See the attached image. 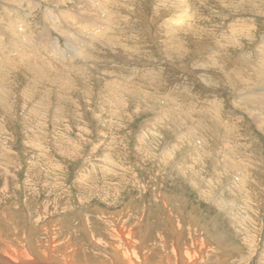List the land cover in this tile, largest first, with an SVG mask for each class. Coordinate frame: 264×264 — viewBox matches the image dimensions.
<instances>
[{"label": "rangeland", "instance_id": "obj_1", "mask_svg": "<svg viewBox=\"0 0 264 264\" xmlns=\"http://www.w3.org/2000/svg\"><path fill=\"white\" fill-rule=\"evenodd\" d=\"M3 1L13 2L0 0V12ZM30 1L32 12L17 0L14 13L25 20L26 36H36L28 54L40 56L32 62L45 74L1 61L0 78L8 84L0 81V257L14 250L39 262L50 257V264H111L106 254L114 253L112 246L123 249L112 234L119 224L135 228L134 250L150 260L143 264H171L166 256L176 235L183 252L201 246L195 264H264V130L244 110L245 82L236 87L232 75L237 70L246 81L255 79L253 90L264 85V75L254 74L264 72L263 0H187V13L175 11L178 1L126 0L115 11L118 5L104 0L122 19L110 33L123 44L108 52L80 36L77 21L60 20L79 13L76 7L57 10L58 0ZM188 11L192 33L164 32L163 25ZM125 18L135 31L129 33ZM70 26L75 32L66 38L61 32ZM167 37L185 42L183 55L163 53ZM128 46L138 56L128 57ZM211 49V63L199 65L209 62ZM123 74L129 78L120 80ZM117 82L128 85L124 93L113 92Z\"/></svg>", "mask_w": 264, "mask_h": 264}, {"label": "bare ground", "instance_id": "obj_2", "mask_svg": "<svg viewBox=\"0 0 264 264\" xmlns=\"http://www.w3.org/2000/svg\"><path fill=\"white\" fill-rule=\"evenodd\" d=\"M13 2L12 3H10V2H8V3H6V1H5V3H4V1H3V3H1V7H4L2 10H1V12H0V15L2 14V17L0 16V24H2V25H0V68L4 65L3 63L1 64V61H3L4 60V62H8V61H11L12 63H13V66L15 67V69L16 70H19V71H22L23 73H24V70H26V71H28L29 73H31V75L33 74V72L30 70V68L31 67H35V68H38L37 66H35V64H33V62H32V60L36 63L37 62V60H38V62H39V60H40V56H38V55H34V57H32V54H28V52H29V50H28V48L29 49H31L32 47H35V45H37V42L35 43V41L37 40L36 39V36H34V35H31L30 34V36H29V34L26 36V31L27 30H25V29H28V28H26V26H27V24H25L26 22H25V20L24 19H21L20 17H19V15H17L16 16V14L14 13V11H15V9H17V7H19L20 5L19 4H17L18 2H17V0H12ZM21 2H20V4H22V3H24V5H25V7H28V10L29 11H33V10H31V8L32 9H35L34 7H35V4L34 3H32L30 0H20ZM109 1H111V0H109ZM117 5H118V8H115V11L116 10H119V8H121V6H123V4H124V2L125 3H127V1L126 0H122V2L120 3L119 2V0H113ZM112 1V2H113ZM124 1V2H123ZM158 1V0H157ZM156 1V2H157ZM160 1V0H159ZM158 1V2H159ZM163 1V0H162ZM168 2H169V4H170V0H167ZM171 1H174V2H179V4H182L181 6L182 7H178V5L176 6V9H175V11H177L178 12V10L180 9V11H182V9L184 8V5H185V1H187V0H171ZM245 1V0H244ZM111 2V3H112ZM165 2H166V0H164L163 1V4H161V5H164L165 4ZM167 2V3H168ZM242 2V1H241ZM263 2H264V0H263ZM262 2V3H263ZM38 3V2H37ZM162 3V2H161ZM187 3H189V2H187ZM58 4H60L59 6H57V7H54V8H56L57 10H60L61 8H65V9H69V11H71V10H73L72 8H77V12H79V13H76V14H74V15H78V16H76L78 19H74V15L71 13V12H67V14L66 15H64V16H66V17H59L60 18V20H62L63 22H66V24L68 23V25H69V21H71V24H73V22L75 23V21H77L78 22V24H76L75 26H74V28H76L77 27V29H79L80 28V31H79V35L81 36V35H84V36H82V37H85V35H86V37H90L91 38V40H93V42L94 41H96V43L97 44H100V45H104L105 47H106V51H107V49H109V48H112V47H119L120 45H122L123 43L120 41L121 39H118V37L117 36H115V35H112L111 33L113 32L112 31V29L113 30H115V28H116V26H118V27H120L119 26V24H121V18H120V16H117L116 14H115V12H114V10L112 9V11L113 12H111L110 13V11H108V10H110L111 8H109V9H107V7H109L108 5H105V2H104V0H58ZM106 4H107V2H106ZM115 4V5H116ZM159 4V3H158ZM111 5V4H110ZM160 5V4H159ZM171 5H172V3H171ZM116 7V6H115ZM124 7V6H123ZM133 7V6H132ZM186 7H188V4H186ZM224 7H228L225 3H224ZM257 7H261V5H258ZM37 8V7H36ZM75 8V9H76ZM129 8V7H128ZM162 8V7H161ZM169 8V7H168ZM235 8V10H237V7H234ZM157 9L158 10H160L158 7H157ZM130 10V9H129ZM136 10V9H135ZM185 9H183V11H184ZM189 10V9H188ZM192 9H190V11H191ZM16 11H18V10H16ZM121 11V10H120ZM120 11H118V12H120ZM182 11V12H183ZM193 11V10H192ZM74 13H75V10L73 11ZM97 12L98 13H100V15H101V13H103V15L105 16L104 18L103 17H97ZM123 12V11H122ZM172 12V11H171ZM184 12H186L187 13V11H184ZM12 13V14H11ZM18 13V12H17ZM179 13V12H178ZM177 13V14H178ZM184 14L183 13V15L182 16H180L179 15V17L178 18H176V19H173V20H171L170 18H168V19H170L169 21H171L169 24H168V27H167V25L165 26V25H163V30H164V32H166V34L167 33H169V34H171L172 32H174V31H177V30H179V33H192V28H194L193 27V25L192 24H190V23H188V25H187V22H189V20H188V18L190 19V18H192L191 17V15H189V11H188V15L187 14ZM53 14V13H52ZM68 14H72L73 16L71 17V16H69ZM168 14V13H167ZM172 14V13H171ZM174 14V13H173ZM181 14V13H180ZM56 15V14H55ZM123 16V15H122ZM173 16V15H172ZM171 16V17H172ZM188 16V17H187ZM93 17H97V18H95V19H93ZM187 17V20L188 21H186V18ZM163 18V17H162ZM2 19V20H1ZM67 19V20H66ZM70 19V20H69ZM81 19H83L84 20V22H89L91 25H88L87 26V24H85V25H82L81 23H79V21H81ZM126 19V18H125ZM124 19V20H125ZM94 20V21H93ZM146 20V19H145ZM2 21V22H1ZM92 21V22H91ZM107 22V27H105V28H103V27H97V25L96 24H100V22ZM131 21V20H130ZM161 21V20H160ZM124 23H126L127 24V26H130L131 24V22H128L127 21V19L125 20V21H123ZM134 22V21H133ZM163 22V21H162ZM93 23V24H92ZM94 23H96V24H94ZM123 23V24H124ZM172 23H174V24H177V23H179V24H177L176 26L177 27H172L173 26V24ZM54 24V23H53ZM62 24V23H61ZM60 24V25H61ZM105 24V23H104ZM103 24V25H104ZM122 24V25H123ZM134 24V23H133ZM133 24H132V26H130V27H132V30H130V28H129V33H131L132 31H135V30H133ZM160 24V23H159ZM167 24V23H166ZM67 25V26H68ZM102 25V26H103ZM192 25V26H191ZM52 26H54V25H52ZM65 26V25H64ZM135 26V25H134ZM138 26V25H137ZM136 26V27H137ZM161 26V28H162V25H160ZM175 26V25H174ZM69 27V26H68ZM68 27H66L67 29H68ZM135 27V28H136ZM140 27V26H139ZM156 27H158V26H156ZM155 27V28H156ZM233 27V26H232ZM30 28H31V25H30ZM29 28V29H30ZM65 30L64 32H61L62 33V35L63 36H65L66 38L68 37L69 38V36H71V37H73V31L75 32V30H72L71 29V26H70V28L68 29V30ZM76 29V30H77ZM120 29V28H119ZM137 29H139V28H137ZM35 30V29H34ZM121 30H123V29H121ZM125 30V29H124ZM160 30V29H159ZM110 31H112L111 33H110ZM155 31V30H154ZM24 32V33H23ZM44 32H45V30H43V35H44ZM55 32V31H54ZM60 32V31H59ZM71 32V33H70ZM77 32V31H76ZM116 32H117V30H116ZM122 32V31H121ZM124 32V31H123ZM160 32H161V30H160ZM48 33H49V31H48ZM53 33V32H52ZM57 33V32H56ZM113 33H115V32H113ZM118 33H120V32H118ZM117 33V34H118ZM127 33V32H126ZM128 33V34H129ZM138 33V32H137ZM154 33H156V32H154ZM46 34V33H45ZM51 34V33H50ZM76 34V33H75ZM123 34V33H122ZM141 34V33H140ZM234 34V33H233ZM131 35V34H130ZM187 35V34H186ZM190 35V34H189ZM188 35V36H189ZM240 35H242V33L240 34ZM49 36V35H48ZM56 36H58V35H56ZM75 36H77V34L75 35ZM123 36H125V35H123ZM135 36V35H134ZM133 36V37H134ZM160 36V35H159ZM183 36V35H182ZM181 36V37H182ZM193 37H194V35H192ZM197 36V35H196ZM196 36L194 37V39L196 38ZM142 37V36H141ZM161 37L162 36H160V40H161ZM75 38V37H74ZM79 38V37H78ZM122 38V37H121ZM135 38V40L137 41L140 37L137 35V37H134ZM156 38V37H155ZM154 38V39H155ZM158 38V37H157ZM164 38V37H163ZM190 38V37H189ZM45 40L44 39V37L43 36H41V39L40 40ZM65 39V38H64ZM125 39H127L128 40V38H125ZM133 39V38H132ZM141 39H143V38H141ZM141 39H139V40H141ZM153 39V40H154ZM175 39H176V37H175ZM177 39H178V35H177ZM180 39V38H179ZM186 39H187V37H186ZM193 39V40H194ZM71 40H72V38H71ZM76 40V39H75ZM74 40V41H75ZM123 40H124V38H123ZM126 40V42H130V41H127ZM134 40V41H135ZM139 40H138V42H139ZM191 40V39H190ZM196 40H198L197 38H196ZM221 40V39H220ZM46 41H48V40H46ZM66 41H68V40H66ZM73 41V40H72ZM85 40H84V38H83V41L82 42H84ZM125 41V40H124ZM158 42H160L159 40H157ZM186 41V40H185ZM41 42V41H40ZM39 42V43H40ZM87 42V41H86ZM85 42V43H86ZM92 42V41H91ZM126 42H124V43H126ZM167 42H168V44H167ZM195 42V41H194ZM197 42V41H196ZM42 43V42H41ZM66 43V42H65ZM67 43H70V42H67ZM162 43V42H161ZM182 43H183V41H182ZM46 44V43H45ZM73 44V43H72ZM134 44V43H133ZM166 45L164 46V50H165V52H163V53H165V54H167V53H172V54H175V55H183V53L185 52H183V50H182V46L183 47H185V42H184V44H181L178 40L175 42V41H173V38L172 37H167L166 38V43H165ZM187 44V43H186ZM196 44V43H195ZM221 44V42L220 41H218V43H217V45H215V47L217 48V47H219V46H221L220 45ZM48 45V44H47ZM126 45H128V44H124L123 45V47H125ZM129 45L131 46L132 44L131 43H129ZM136 45H138L137 43H136ZM190 45V44H189ZM188 45V46H189ZM44 46V45H43ZM42 46V47H43ZM73 46H74V44H73ZM88 46V45H87ZM139 46V45H138ZM141 46V45H140ZM187 46V45H186ZM197 46V45H196ZM214 46V45H213ZM56 48L57 49V47H56V44L54 45V46H52V48ZM71 47V46H70ZM80 47V46H79ZM89 47H90V45H89ZM95 47V46H94ZM102 47V46H101ZM100 47V48H101ZM108 47V48H107ZM129 47V46H128ZM127 47V48H128ZM194 47V46H193ZM67 48V47H66ZM72 48V47H71ZM93 48V47H92ZM91 48V49H92ZM98 48H99V46H98ZM115 48V50L117 51V49ZM126 48V49H127ZM131 48H133V47H129V49L128 50H124V51H126V55L128 56V57H130L131 55H137L138 53H136L135 54V52H136V50L138 51V49H136L135 50V52L133 51V54H131L132 52H131ZM138 48V47H137ZM141 48V47H140ZM213 48V47H212ZM263 48V47H262ZM33 49V48H32ZM65 49V48H64ZM68 49V48H67ZM76 49V48H75ZM87 49V48H86ZM96 49V48H95ZM114 49V48H113ZM120 49V48H119ZM118 49V50H119ZM123 49V48H122ZM121 49V50H122ZM192 49V48H191ZM194 49V48H193ZM214 49V48H213ZM53 50V49H52ZM66 50V49H65ZM71 50V49H70ZM80 50V49H79ZM94 50V49H93ZM98 50V49H97ZM112 50V49H111ZM146 50V49H145ZM190 50V49H189ZM82 51V50H81ZM123 51V50H122ZM128 51H130V53L128 52ZM141 51V50H140ZM148 51V50H147ZM193 51V50H192ZM52 52V51H51ZM65 52H67V51H65ZM76 52V51H75ZM98 52L99 53H101L100 51H97V54H98ZM108 52V51H107ZM139 52V51H138ZM189 52V51H188ZM200 52V51H199ZM48 53V52H47ZM55 53V52H54ZM57 53V52H56ZM61 54H62V52H60ZM73 53V52H72ZM125 53V52H124ZM162 53V54H163ZM194 53V52H193ZM258 53V52H257ZM44 54V53H43ZM42 54V55H43ZM66 54V53H65ZM96 54V53H95ZM94 54V55H95ZM165 54H163V55H165ZM188 54V53H187ZM196 54H198V53H196ZM196 54H194V55H196ZM48 55V54H47ZM69 55V54H68ZM106 55V54H105ZM114 55V54H113ZM193 55V54H192ZM212 55H213V50L211 49L209 52H208V60H209V62H202V63H200L199 65H201V66H205V65H208V64H210L211 63V58H212ZM44 56V55H43ZM55 56V55H54ZM89 56V55H88ZM93 56V55H92ZM97 56V55H96ZM115 56V55H114ZM138 56V55H137ZM66 57V56H65ZM81 57V56H80ZM85 57V56H84ZM98 57V56H97ZM113 57V56H112ZM121 57V56H120ZM221 57V56H220ZM219 57V58H220ZM136 58V57H135ZM141 58H143V57H141ZM219 58L217 59V60H215V61H218L219 60ZM49 59H51V58H49ZM60 59V58H59ZM84 59V58H83ZM86 59V58H85ZM84 59V60H85ZM87 59H90V58H87ZM91 59H93L92 57H91ZM90 59V60H91ZM108 59H110V58H108ZM120 59V58H119ZM131 59V58H130ZM6 60V61H5ZM72 60V59H71ZM128 60V59H127ZM133 60V59H132ZM55 61V60H54ZM61 61V59L59 60V62ZM74 61V60H73ZM72 61V62H73ZM95 62V61H94ZM112 62H114V61H112ZM129 62V61H128ZM143 62V61H142ZM51 63V62H50ZM58 63V62H57ZM69 63V62H68ZM78 63H80V62H78ZM111 63V62H110ZM122 63V62H121ZM127 63V62H126ZM165 63V62H164ZM60 64V63H59ZM91 64V63H90ZM89 64V65H90ZM51 65V64H50ZM54 65V64H53ZM61 65V64H60ZM199 65H193V66H199ZM55 66H56V64H55ZM58 66V65H57ZM63 66V65H62ZM67 66V65H66ZM75 66V65H74ZM85 66H87V65H85ZM91 66H94V65H91ZM135 66V65H134ZM47 68H48V66H46ZM73 67V66H72ZM71 67V68H72ZM78 67V66H77ZM77 67H76V69H77ZM66 68V67H65ZM75 67H73V69H74ZM84 68V67H83ZM93 68V67H92ZM95 68V67H94ZM105 68V67H104ZM187 68V67H186ZM198 68V67H197ZM45 69V68H44ZM82 69V68H81ZM85 69V68H84ZM96 69V68H95ZM120 69V68H119ZM33 70V69H32ZM48 70V69H47ZM49 70H50V68H49ZM48 70V71H49ZM64 70L65 69H63V73L65 74V72H64ZM78 70V69H77ZM77 70H76V72H77ZM124 70V69H123ZM142 70V69H141ZM187 70V69H186ZM67 71V70H66ZM69 71V70H68ZM111 71V70H110ZM125 71V70H124ZM49 72H51V71H49ZM75 72V71H74ZM196 72V71H195ZM34 73H38V75H40L39 73H41V76L43 77V75L45 74V71L44 70H42V69H37V70H35L34 71ZM72 73V72H71ZM128 73L130 74V71H128ZM132 73V72H131ZM25 74H27V73H25ZM69 74V73H68ZM77 74V73H76ZM255 75H258L259 77L260 76H263L264 75V72L262 71V70H259V71H257V72H255L254 73ZM28 75V74H27ZM63 75V74H62ZM70 75V74H69ZM72 75V74H71ZM125 74H123V76H119V79L120 80H122V78L124 77L125 79H128L129 77H125L124 76ZM232 75L233 76H235V78L233 79V81H234V83H235V85H236V87H239V82L242 80V82H241V84H243V81L245 82V86L244 87H242V85H241V87H242V89L244 90V94L243 95H241L240 93V95H241V99H243L244 100V105L246 104V106H244L245 107V111L247 112V114L251 117V119L254 121V123H255V125H256V127L260 130V129H263L264 130V93L263 92H261L264 88H262L264 85H262V84H260V86L259 85H257L256 86V88H255V90H253V88H254V85H255V79H253V78H250V76H248V79H247V81L241 76V72H239V71H237V70H233L232 71ZM64 76V75H63ZM66 76V75H65ZM81 76V79H83L82 78V75H80ZM72 77H74V75L72 76ZM72 77H70V78H72ZM77 77H79V74H78V76ZM109 77V76H108ZM135 77V76H134ZM238 77V78H237ZM64 79H65V77H63ZM75 78H76V76H75ZM85 78V77H84ZM89 78V77H88ZM95 78V77H94ZM101 78V77H100ZM40 79V78H39ZM42 79V78H41ZM46 79H48V77H46ZM61 79V78H60ZM86 79V78H85ZM90 79V78H89ZM23 80V79H22ZM49 80V79H48ZM84 80V79H83ZM105 80V79H104ZM144 80V79H143ZM143 80L141 81V83L143 82ZM252 82H251V81ZM0 81H2V82H4L5 84H6V82H7V79L5 78V81H3V78H0ZM25 81H27V80H25ZM45 81H47V80H45L44 79V82ZM50 81V80H49ZM59 81V80H58ZM66 81V80H65ZM71 80H69V82H70ZM82 81V80H81ZM109 81V80H108ZM126 81V80H125ZM127 81H130V79L129 80H127ZM145 81V80H144ZM22 82V81H21ZM52 82V81H51ZM84 82V81H83ZM107 82V81H106ZM135 82V81H134ZM133 82V83H134ZM153 82V81H152ZM237 82V83H236ZM251 82V83H250ZM63 83V82H62ZM95 83V82H94ZM118 83V85L117 86H115V87H117V89H115V90H113L114 89V87L112 88V90H113V92L114 91H116V90H119L120 88H121V91H119V93L120 92H123L124 93V89H127L128 87V85H126V87L124 86V87H122V83L120 84L119 82H117ZM126 83V82H125ZM138 83V82H137ZM140 83V82H139ZM139 83H138V87L139 86H141V85H139ZM261 83V82H260ZM8 84V83H7ZM6 84V85H7ZM25 84V83H24ZM45 84V83H44ZM50 84V83H49ZM88 84V83H87ZM110 84V83H109ZM126 84H128V83H126ZM264 84V83H263ZM52 85H53V83H52ZM106 85V84H105ZM111 85V84H110ZM109 85V86H110ZM147 85H150V84H147ZM32 85H30V87H31ZM40 86V85H39ZM38 86V87H39ZM47 86V85H46ZM58 86H60L59 84H58ZM62 86V85H61ZM65 86V85H64ZM69 86H72V85H70L69 84ZM85 86V85H84ZM83 86V87H84ZM103 86V85H102ZM113 86H114V84H113ZM4 87V86H3ZM2 87V88H3ZM66 88H67V86H65ZM74 87V86H73ZM72 87V88H73ZM81 87V86H80ZM79 87V88H80ZM87 87V86H86ZM111 87H112V85H111ZM33 88V87H32ZM104 88H105V86H104ZM41 90L40 91H42V89L43 88H40ZM81 89H83V88H81ZM85 89H87V88H85ZM85 89H83V91L85 90ZM1 90V89H0ZM32 90H35V88H33ZM39 90V89H38ZM45 90H47V89H45ZM68 90V89H67ZM88 90V89H87ZM107 90V89H106ZM112 90H110L111 92H112ZM4 91V90H3ZM98 91H100V90H98ZM35 92H37L36 90H35ZM35 92H34V94H35ZM45 92V91H44ZM79 92V91H78ZM85 92V91H84ZM84 92H83V94H84ZM89 92V91H88ZM106 92H109V91H106ZM112 92V93H113ZM33 93V92H32ZM47 93V92H46ZM79 93H81V92H79ZM92 93V92H91ZM110 93V92H109ZM108 93V94H109ZM37 94V93H36ZM39 94V93H38ZM56 94V93H55ZM88 94V93H87ZM93 94V93H92ZM40 95V94H39ZM63 95V94H62ZM70 95V94H69ZM85 95V94H84ZM26 96V95H25ZM24 96V97H25ZM28 96V95H27ZM41 96V95H40ZM66 96V95H65ZM81 96V95H80ZM83 96V95H82ZM112 96V95H111ZM22 97V96H21ZM42 97V96H41ZM45 97V96H44ZM113 97H114V95H113ZM117 97H118V95H117ZM27 98V97H26ZM49 98V97H48ZM56 98V96H54V99ZM70 98V97H69ZM84 98H86V96L84 97ZM83 98V99H84ZM22 99H23V97H22ZM43 99V98H42ZM50 99V98H49ZM80 99V98H79ZM45 100V99H44ZM47 100V99H46ZM88 100V99H87ZM41 101V100H40ZM74 101V100H73ZM119 101H121V100H119ZM111 102V101H110ZM118 102V101H117ZM53 103V102H52ZM63 103V102H62ZM120 103H122V102H120ZM6 104V103H5ZM117 104H119V103H117ZM66 105V104H65ZM108 105H109V103H108ZM120 105V104H119ZM119 105H117V106H119ZM121 105H123V104H121ZM210 105H213V106H215V108L217 109V103H213V104H210ZM50 106V105H49ZM116 106V107H117ZM59 107V106H58ZM38 108V107H37ZM46 108V107H45ZM62 108V107H61ZM116 109V108H115ZM119 110H120V106H119V109L117 108V110H116V114L119 112ZM155 111L154 109H150V111ZM1 112H2V110H1ZM53 112V111H52ZM67 112V111H66ZM76 112V111H75ZM106 112V111H105ZM200 113H202L203 115L202 116H204V115H206L207 117H209L211 114L209 113V112H207L206 111V109L205 108H203V110H200ZM198 114L197 115V117H199V118H201V114ZM213 113V112H212ZM154 114H155V112H154ZM53 115V114H52ZM66 116V115H65ZM115 116V115H114ZM156 117V116H155ZM201 119H203V117L201 118ZM102 120V119H101ZM111 126V125H110ZM104 127V126H103ZM67 128V127H66ZM72 128V127H71ZM261 131V130H260ZM68 138V137H67ZM77 138V137H76ZM142 144V143H141ZM53 145V144H52ZM65 146V145H64ZM2 147V146H1ZM56 147V146H55ZM138 151V150H137ZM94 153V152H93ZM93 155V154H92ZM148 155V154H147ZM107 156V155H106ZM107 159H108V157H107ZM108 161V160H107ZM59 170V169H58ZM110 172V171H109ZM178 173V172H177ZM82 174H84V173H82ZM80 178V177H79ZM131 179V178H130ZM34 181V180H33ZM84 181V180H83ZM138 181V180H137ZM11 182V181H10ZM103 182H105L104 180H103ZM88 183V182H87ZM81 184V183H80ZM86 185V184H85ZM253 185V184H252ZM82 186V185H81ZM133 187V186H132ZM214 187H216V186H214ZM130 188V187H129ZM212 190V189H211ZM221 191H223L222 190V188L220 189ZM219 190V191H220ZM251 191V190H250ZM260 191V190H259ZM214 194V193H213ZM210 196H212V195H209V197ZM222 202H224V201H222ZM221 202V203H222ZM227 203V202H226ZM223 204V203H222ZM224 205H226V204H224ZM229 206V205H228ZM68 210V209H67ZM49 211V210H48ZM56 212V211H55ZM233 212V211H232ZM66 215V214H65ZM43 218V217H42ZM126 219V218H125ZM250 221H251V219H250ZM249 221V222H250ZM83 225V224H82ZM90 227V226H89ZM134 227V226H133ZM176 229H177V227H175ZM135 228H125V227H123V225L122 226H119V224L116 226V228L113 230V233L112 234H114L113 236L115 237V239L116 240H118L119 242H118V244L119 243H121V244H123V245H121V246H123V249L122 250H119V248L117 247V246H112V248H113V250H114V253H111V254H106L109 258H107V259H110V262H112L111 264H143V263H145V261L146 260H148V256H145V255H143V253H142V256L140 255V256H138V254L136 253V251L134 250V248L136 247V245L138 244L137 243V240H136V232H135V230H134ZM143 229V228H142ZM175 229V230H176ZM95 230V229H94ZM178 230V229H177ZM112 231V230H111ZM142 233L144 234L145 233V226H144V230L142 231ZM173 234V233H172ZM181 235V234H180ZM193 235H195V234H193ZM55 237V236H54ZM141 237V236H140ZM173 237V236H172ZM194 237V236H193ZM142 238L143 237H141V238H139V239H141V241H142ZM179 238H180V236H179ZM15 239V238H14ZM23 239V238H22ZM144 239V238H143ZM140 241V240H139ZM69 242V241H68ZM176 242H178V235H176V239H175V246L173 247L174 249H173V251H172V254H170V255H168L167 254V258H169V259H172L171 260V264H190V262H192V260L194 261V262H192V264H195L199 259H200V257H201V254H202V249H200V247L201 246H199L197 243L194 245V249L195 250H186L185 252H183V251H181L179 248H178V246H177V243ZM18 243V242H17ZM174 243V242H173ZM179 243V242H178ZM191 243V242H190ZM189 243V244H190ZM141 244V243H140ZM18 247V246H17ZM16 247V248H17ZM39 247H41V246H39ZM33 249V248H32ZM101 249V248H100ZM185 249V248H184ZM180 250V251H179ZM33 251L34 252H36V250L35 249H33ZM32 251V252H33ZM51 251V250H50ZM203 251H205V249L203 250ZM8 252V251H7ZM41 252H43V251H41ZM74 252V251H73ZM148 252V251H147ZM69 253H70V251H69ZM149 253V252H148ZM207 253V252H206ZM205 253V254H206ZM210 253V252H209ZM213 253V252H212ZM9 256L8 257H0V262H2V264H50L48 261H49V259H50V257L48 258V257H46V256H43V260H45V261H38L37 259H33V260H29V259H31V258H29L28 257V255L27 254H25V253H20V252H18V253H15L14 252V250H9V252L7 253ZM29 254V253H28ZM36 254H37V252H36ZM27 255V256H26ZM44 255V254H43ZM47 255V254H46ZM66 255H69V254H66ZM215 255H216V253H215ZM6 256V255H5ZM202 256H204V254L202 255ZM206 257H208V255H206ZM52 259V258H51ZM51 259H50V261H51ZM68 259V258H67ZM70 259V258H69ZM186 259V260H185ZM203 259V258H202ZM204 260V259H203ZM213 260V259H212ZM65 261H66V259H65ZM70 261V260H69ZM69 261L67 260V262H64V263H59V264H72V263H69ZM149 262H150V260H148ZM168 261V260H167ZM200 261H201V259H200ZM106 262H107V260H106ZM109 262V261H108ZM100 263V262H99ZM200 263H202V262H200ZM199 262H198V264H200ZM52 264V263H51ZM101 264H107V263H101ZM160 264H161V261H160ZM168 264H170V263H168Z\"/></svg>", "mask_w": 264, "mask_h": 264}]
</instances>
